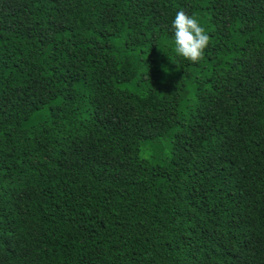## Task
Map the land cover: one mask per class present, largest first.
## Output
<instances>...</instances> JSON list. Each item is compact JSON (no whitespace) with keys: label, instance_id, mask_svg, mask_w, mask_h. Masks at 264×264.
Masks as SVG:
<instances>
[{"label":"trees","instance_id":"obj_1","mask_svg":"<svg viewBox=\"0 0 264 264\" xmlns=\"http://www.w3.org/2000/svg\"><path fill=\"white\" fill-rule=\"evenodd\" d=\"M0 264H264V0H0Z\"/></svg>","mask_w":264,"mask_h":264},{"label":"clouds","instance_id":"obj_2","mask_svg":"<svg viewBox=\"0 0 264 264\" xmlns=\"http://www.w3.org/2000/svg\"><path fill=\"white\" fill-rule=\"evenodd\" d=\"M170 29L175 54L186 61L198 62L209 41L199 19L178 11L171 21Z\"/></svg>","mask_w":264,"mask_h":264}]
</instances>
